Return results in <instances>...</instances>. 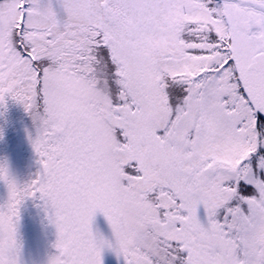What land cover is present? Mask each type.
<instances>
[{
	"label": "snow or ice",
	"instance_id": "snow-or-ice-1",
	"mask_svg": "<svg viewBox=\"0 0 264 264\" xmlns=\"http://www.w3.org/2000/svg\"><path fill=\"white\" fill-rule=\"evenodd\" d=\"M59 4L0 0V104L32 116L43 169L18 186L0 165V264L29 196L48 264H264V0Z\"/></svg>",
	"mask_w": 264,
	"mask_h": 264
},
{
	"label": "rangeland",
	"instance_id": "rangeland-1",
	"mask_svg": "<svg viewBox=\"0 0 264 264\" xmlns=\"http://www.w3.org/2000/svg\"><path fill=\"white\" fill-rule=\"evenodd\" d=\"M53 3L58 14L63 17L65 13L59 0H53ZM35 135L36 123L32 116L22 103L7 97L0 104V165L7 167L9 175L18 186L29 183L43 171L39 155H32L28 150L30 147L26 146V141L32 143ZM7 199V184L0 180V205H4ZM99 213L104 227L97 232L107 239H114L111 226L103 213ZM50 214V205L38 196L25 197L19 205V219L16 224L18 264H48L50 257L56 254L57 230L49 219ZM136 223L139 224L140 221L137 220ZM102 255L103 264H124L123 257H118L112 249L105 248Z\"/></svg>",
	"mask_w": 264,
	"mask_h": 264
},
{
	"label": "trees",
	"instance_id": "trees-1",
	"mask_svg": "<svg viewBox=\"0 0 264 264\" xmlns=\"http://www.w3.org/2000/svg\"><path fill=\"white\" fill-rule=\"evenodd\" d=\"M28 144V145H27ZM26 146H28V147H30V149L28 148V150H30V152H31V154L32 155H34V153H36V154H38L36 151H35V149H34V147H33V143H31L30 141H29V143H28V140L26 141ZM38 198H39V196H38ZM40 199V198H39ZM44 204V203H43ZM96 217H97V219H96ZM104 226H103V223H102V221H101V219H100V213L98 212V213H96V215H95V217H94V219H93V230L95 229V231L97 232L98 230H103L102 228H103ZM18 238V237H17ZM23 239V238H22Z\"/></svg>",
	"mask_w": 264,
	"mask_h": 264
}]
</instances>
